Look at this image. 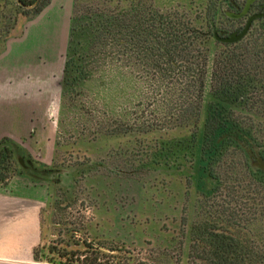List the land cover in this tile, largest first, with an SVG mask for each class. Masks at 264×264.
Instances as JSON below:
<instances>
[{
    "label": "rangeland",
    "instance_id": "obj_1",
    "mask_svg": "<svg viewBox=\"0 0 264 264\" xmlns=\"http://www.w3.org/2000/svg\"><path fill=\"white\" fill-rule=\"evenodd\" d=\"M21 16L28 24L37 14H24L17 0L1 3L0 40L27 31V24L16 29ZM249 23L241 39L223 41ZM175 45L206 63L204 114L188 121L178 115L185 64L152 60L160 46ZM223 57L241 72L233 78L241 91L225 103L245 107L248 136L258 139L248 154L233 147L238 171L255 178L261 202L246 227L228 229L264 251V111L256 108L264 101V0H73L56 105L28 138L0 146L7 177L0 185L20 181L42 199L39 261H66L54 249L83 259L90 247L116 264H205L192 257L190 231L227 206L205 135L213 71ZM233 134L222 138L245 143ZM240 188L243 201L255 203L247 184Z\"/></svg>",
    "mask_w": 264,
    "mask_h": 264
},
{
    "label": "trees",
    "instance_id": "obj_2",
    "mask_svg": "<svg viewBox=\"0 0 264 264\" xmlns=\"http://www.w3.org/2000/svg\"><path fill=\"white\" fill-rule=\"evenodd\" d=\"M3 1L0 0V5ZM49 2V0H17L19 8L26 15L31 13L39 15L49 5ZM159 49L160 51L152 53L154 56L152 60H163L166 57L169 60L177 58L185 64L184 70L181 73L185 87L181 89L179 118L188 121L189 117L202 116L204 110L200 98L206 76L205 58L203 55H200L194 61L191 59V52L187 51L186 47L182 49L178 45H175L173 49L166 50V52H162L164 48L161 46ZM233 61L231 57L218 59L213 71L211 89L214 103L212 109L210 108L207 111L205 117V135L208 139V148L211 154L213 153L218 160L217 165L212 169V173L218 179L220 186L218 190L227 199V206L222 204L219 208H216L212 219L202 221L191 229L190 236L193 240L191 252L195 261L200 260L205 264H263V248L249 245L250 242L244 240L240 235L231 233L228 229L230 224L234 223L236 225L237 222L239 226L246 227V225L242 226V223L245 224L247 222L246 217L252 215V212H257L260 202L258 199L260 191L257 189L259 186L254 183L255 178L248 175V169H245L246 171H238V166H242V159L238 160L234 155L236 151L233 147L241 150V154H248L249 147L247 146H250V149H254L255 146L257 147L255 140L258 139L253 140L248 136L247 123L241 116L245 107L232 108L228 107L225 103V99L229 98L232 92L241 91V89L234 87L233 78L241 72L240 70L235 71ZM166 72H168L167 74H171L169 69H166ZM256 108L257 110L264 111V101L258 104ZM228 133H234L235 139H241L245 143L240 142L234 145L232 142H229L232 137L222 138ZM4 143L5 140L1 143V146H4ZM3 150L4 154L9 153L7 148ZM250 154H253L252 150H250ZM261 154H263V151ZM8 158L9 156L4 161L10 163ZM6 162L4 163L6 164ZM3 179L5 180L7 177L0 175V180ZM249 179L251 182L248 183ZM260 183L262 182L260 181ZM246 184L249 196H253V200L255 201V203L250 205L245 203L243 197H241L243 190H241L240 186ZM89 249L92 251H86L83 259H81V255L77 254H72L71 258H68L66 253L54 249V253L60 259H66V261L56 262L52 259L48 260V262L50 264H116L114 262L116 257L107 255L98 249L93 250L90 247ZM106 250L111 253L115 252L113 249ZM34 259L39 261L35 251Z\"/></svg>",
    "mask_w": 264,
    "mask_h": 264
},
{
    "label": "crops",
    "instance_id": "obj_3",
    "mask_svg": "<svg viewBox=\"0 0 264 264\" xmlns=\"http://www.w3.org/2000/svg\"><path fill=\"white\" fill-rule=\"evenodd\" d=\"M72 5L73 0H52L28 24L19 17L16 29L27 24V31L0 40V146L28 138L34 121L44 120L56 105ZM37 192L20 181L0 185V264H50L34 259L41 237Z\"/></svg>",
    "mask_w": 264,
    "mask_h": 264
},
{
    "label": "water",
    "instance_id": "obj_4",
    "mask_svg": "<svg viewBox=\"0 0 264 264\" xmlns=\"http://www.w3.org/2000/svg\"><path fill=\"white\" fill-rule=\"evenodd\" d=\"M250 23L247 25L246 29L243 31V33L237 37L231 38V39H224L223 41H229V42H233V41H238L239 39H241L244 34L247 32L248 28H249Z\"/></svg>",
    "mask_w": 264,
    "mask_h": 264
}]
</instances>
